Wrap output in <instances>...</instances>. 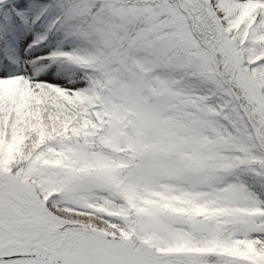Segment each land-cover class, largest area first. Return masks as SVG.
Instances as JSON below:
<instances>
[{"label":"snow or ice","instance_id":"obj_1","mask_svg":"<svg viewBox=\"0 0 264 264\" xmlns=\"http://www.w3.org/2000/svg\"><path fill=\"white\" fill-rule=\"evenodd\" d=\"M0 264H264V0H0Z\"/></svg>","mask_w":264,"mask_h":264}]
</instances>
